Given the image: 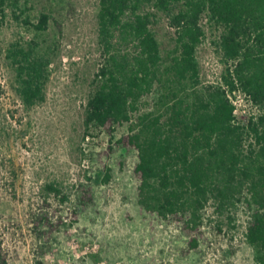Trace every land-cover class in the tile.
I'll return each instance as SVG.
<instances>
[{"label": "rangeland", "instance_id": "rangeland-1", "mask_svg": "<svg viewBox=\"0 0 264 264\" xmlns=\"http://www.w3.org/2000/svg\"><path fill=\"white\" fill-rule=\"evenodd\" d=\"M98 12L99 0H23L0 28V243L8 264H259L243 209L230 219L210 207L200 247L189 250L179 225L140 207L137 153L116 146L121 133L87 127L102 61ZM204 25L197 55L210 84L228 64L220 31ZM152 28L164 54L171 51L168 16L155 12ZM21 51L45 64L44 99L33 105L20 93ZM232 99L240 121L263 111L241 92Z\"/></svg>", "mask_w": 264, "mask_h": 264}, {"label": "trees", "instance_id": "trees-1", "mask_svg": "<svg viewBox=\"0 0 264 264\" xmlns=\"http://www.w3.org/2000/svg\"><path fill=\"white\" fill-rule=\"evenodd\" d=\"M22 1L0 0V28ZM155 12L175 29L166 54L152 28ZM205 19L220 31L228 64L222 81L210 84L197 55ZM48 20L43 14L38 27ZM98 39L102 61L86 125L121 133L116 146L137 153L140 207L179 225L191 251L200 247L210 207L230 219L243 209L245 237L264 264V0H99ZM21 52L20 93L33 105L44 99L45 64ZM237 91L263 111L240 121ZM0 264H8L1 243Z\"/></svg>", "mask_w": 264, "mask_h": 264}]
</instances>
